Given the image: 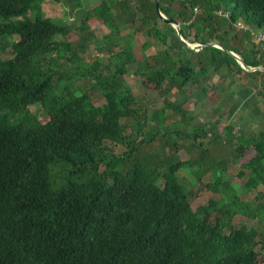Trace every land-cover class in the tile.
<instances>
[{"label": "trees", "instance_id": "1", "mask_svg": "<svg viewBox=\"0 0 264 264\" xmlns=\"http://www.w3.org/2000/svg\"><path fill=\"white\" fill-rule=\"evenodd\" d=\"M42 1L0 0V52L8 47L10 53L0 57V264H264V189H258L264 187V129L252 137L231 133L230 125L211 133L200 122L189 132L176 130L175 136L196 140L198 157L173 160L172 154L159 170L136 158L153 138L141 137L146 109L135 105L124 80L136 62L137 36L143 38L142 52L160 49L146 53L143 70L132 73L145 90L160 91L166 107L182 117L183 100L169 102L168 93L191 83L204 95L200 79L225 66L226 75L254 81L255 94L264 99V72L242 70L215 47H184L158 17L154 0H100L85 10V19L94 17L128 40L116 51L105 43L100 60L79 66L75 46L64 39L70 28L42 17ZM70 1L80 7V0ZM158 9L179 25L186 41L216 42L246 65L264 68V51L245 52L246 33L235 24L241 19L264 30V0H158ZM220 10L227 16H218ZM87 28L84 20L75 25L80 32ZM169 33L181 59L173 58L177 50ZM12 36L17 39L6 40ZM61 60L74 69H53ZM74 78L90 80L89 90L72 89ZM94 98L103 102L94 105ZM35 105L44 120L30 110ZM207 135L211 142L222 137L231 142L234 161L252 152L237 173L244 191L256 190L251 200L240 198L237 186L211 167L193 173L200 181L210 171L211 178L202 185L210 195L191 208L195 195L184 192L177 171L203 158ZM106 142L123 151L114 154ZM162 145L171 153L178 149L176 141ZM154 159L159 162L157 155ZM55 165L62 167L60 174ZM238 217L251 224L237 226Z\"/></svg>", "mask_w": 264, "mask_h": 264}, {"label": "rangeland", "instance_id": "2", "mask_svg": "<svg viewBox=\"0 0 264 264\" xmlns=\"http://www.w3.org/2000/svg\"><path fill=\"white\" fill-rule=\"evenodd\" d=\"M100 0H80V7H75L70 0H43L40 4L41 16L46 17L55 23L66 24L70 30L65 35L64 39L71 42L75 46V53L81 59L77 64L82 65L84 63H90L94 59H101L102 55L99 49H104L105 43L110 42V49L113 51L118 50L127 42V37L114 36L104 26L100 25L94 17L85 19L84 11L93 7ZM113 2L115 0H107ZM200 9L197 7L193 12L197 15ZM29 15V14H27ZM218 16L226 17L227 12L220 10ZM84 20L88 28L85 31H77L75 25L78 21ZM246 34L247 40H242L243 48L249 51L251 47L253 49L264 51V30L262 27L256 25L245 26L244 21L238 19L235 23ZM91 33V38L86 39L84 35ZM168 41L176 48L177 52L173 53V58L181 56L180 49L176 44L175 38L169 33ZM16 36L7 38L6 40H16ZM60 39V37H58ZM228 39V38H227ZM143 38L137 36L132 47L136 62L128 66L129 74L125 77L126 86L131 90L135 98V105L140 108L146 109L147 121L145 127L142 129V138L145 140L152 137L153 140L142 144L139 147V151L136 154V158L140 161H146L150 164H156L159 170H162L165 166V160H170L173 154V160H186L189 158L198 157L200 148L196 146V140L186 137H177L174 131L189 132L190 128L197 125L199 122L203 123L205 130L210 129L211 133L215 132L214 128H222L224 125H230L234 134H242L246 137H252L260 129H264V99L261 96L253 95L249 89L241 87L238 90V86L229 81V77H224L223 74L209 71L205 77H202V84L206 87V93L201 95L198 92L197 86L188 83L181 91H173L168 93L167 101L172 103L182 104L185 116L182 117L180 113H176L170 108L166 107L163 102V94L158 92H151L145 90L140 84V78L138 74L134 75L132 72L138 69L139 73L144 68V57L147 54L156 52L160 49V46L155 45L142 52L139 45L142 43ZM235 45L240 44V41L233 39ZM196 43V42H194ZM10 56L9 48L5 47L0 52L1 58H8ZM68 56V53L67 55ZM76 64L74 65V67ZM56 71H72L74 68L70 67L69 63L61 60L59 65L52 66ZM210 83V84H209ZM91 81L86 78H74L70 87L77 91H88ZM233 92L236 96L233 99ZM247 101H244V100ZM92 104L99 105L103 102L101 98L92 99ZM169 104V103H168ZM30 110L36 114L37 118L44 120L40 106H31ZM192 115L194 118H189ZM218 121L217 124L213 122ZM132 130V129H131ZM210 136L207 135L203 138V149H206L203 153V158L198 163L190 166L179 168L177 171V180L182 185L185 193H193L195 195L190 200L192 209H195L198 205L204 203L205 199L210 195L205 189L202 188L204 182L211 178V172L206 171L202 175L200 181L196 179L193 174L195 171H202L204 169H210L213 167L215 170L217 167L220 172V176L223 180H227L230 183L235 184L237 187V194L244 200H251L256 193L254 191H244L242 184L239 181L237 173L240 171V163L245 160L252 152L247 151L241 161L233 160V147L232 143L228 142L224 137L216 138L213 142L210 141ZM201 138H198L199 140ZM176 141L178 149L175 153H171L168 146H163L164 142ZM192 144V145H191ZM106 146L114 154H118L123 151V147L116 144L106 142ZM158 156L156 162L154 157ZM172 160V161H173ZM222 161L220 166H216L217 162ZM56 174L62 172L60 165L52 167ZM200 187V188H199ZM197 188H199L197 190ZM258 189H264L259 187ZM217 197L216 195H213ZM245 224L246 226L251 224V221L245 218H236L237 226L239 224Z\"/></svg>", "mask_w": 264, "mask_h": 264}, {"label": "water", "instance_id": "3", "mask_svg": "<svg viewBox=\"0 0 264 264\" xmlns=\"http://www.w3.org/2000/svg\"><path fill=\"white\" fill-rule=\"evenodd\" d=\"M154 4H155V10H156V13H157V15H158V17L163 21V22H166V23H168L170 26H171V28L173 29V31H174V33H175V35H176V37H177V40L184 46V47H186V48H188V49H191V50H193V51H198V50H200L202 47H204V46H211V47H215V48H218V49H220L221 51H223V52H225L226 54H228L229 56H231L233 59H234V61L238 64V66L242 69V70H244V71H246V72H253V71H261V72H264V68L263 67H261V66H248V65H246L245 63H244V61L242 60V58L238 55V54H236V53H234V52H232V51H230V50H228V49H226L224 46H222V45H220V44H218V43H216V42H213V41H210V42H207V43H204V44H200V43H190V42H188V41H186L185 39H183L182 38V36H181V32H180V28H179V25L173 20V19H171V18H168V17H166V16H164L160 11H159V9H158V0H154Z\"/></svg>", "mask_w": 264, "mask_h": 264}, {"label": "crops", "instance_id": "4", "mask_svg": "<svg viewBox=\"0 0 264 264\" xmlns=\"http://www.w3.org/2000/svg\"><path fill=\"white\" fill-rule=\"evenodd\" d=\"M219 73L223 74L224 77H229V81L234 83L235 86H238V90L241 87H245L246 89H249L252 92L253 95H255L256 83L254 81L246 80L245 82H243V81L239 80L237 77H234L233 75H226L225 66H222L219 69ZM201 83H202V80H201ZM235 96H236V94H235V92H233V96H232L233 99H234ZM244 101H247V100L245 99Z\"/></svg>", "mask_w": 264, "mask_h": 264}, {"label": "built area", "instance_id": "5", "mask_svg": "<svg viewBox=\"0 0 264 264\" xmlns=\"http://www.w3.org/2000/svg\"><path fill=\"white\" fill-rule=\"evenodd\" d=\"M196 8H193V10H195ZM220 11H218V14H219Z\"/></svg>", "mask_w": 264, "mask_h": 264}]
</instances>
